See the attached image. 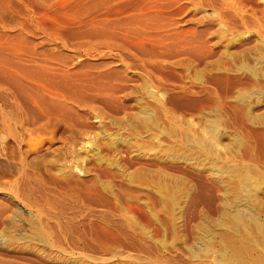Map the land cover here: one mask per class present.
Instances as JSON below:
<instances>
[{"label":"rangeland","instance_id":"374dc122","mask_svg":"<svg viewBox=\"0 0 264 264\" xmlns=\"http://www.w3.org/2000/svg\"><path fill=\"white\" fill-rule=\"evenodd\" d=\"M0 74V264L263 255L232 215L264 219V0H0Z\"/></svg>","mask_w":264,"mask_h":264},{"label":"bare ground","instance_id":"6f19581e","mask_svg":"<svg viewBox=\"0 0 264 264\" xmlns=\"http://www.w3.org/2000/svg\"><path fill=\"white\" fill-rule=\"evenodd\" d=\"M234 59V58H233ZM246 62V61H245ZM10 63V62H9ZM7 64V63H6ZM9 66V65H8ZM24 68V67H23ZM46 68V67H45ZM32 69H33V67H32ZM42 69V68H41ZM40 70V69H39ZM44 70V69H43ZM3 71V70H2ZM1 71V72H2ZM32 71V70H31ZM45 71V70H44ZM47 71V70H46ZM45 71V72H46ZM4 72H5V70H4ZM28 72V71H27ZM26 72V73H27ZM30 72V71H29ZM42 72V71H41ZM44 72V73H45ZM31 73V72H30ZM39 73V72H38ZM252 73V72H251ZM6 74V73H5ZM9 74V73H8ZM11 74H13V72L11 73ZM10 74V75H11ZM33 74H34V72H33ZM45 74H47V73H45ZM256 74V73H255ZM1 75V74H0ZM2 75H3V77H4V73H2ZM14 75V74H13ZM16 75V74H15ZM24 75V74H23ZM31 75V74H30ZM41 75H43V74H41ZM50 74H48L47 76H49ZM34 76V75H33ZM51 76H52V74H51ZM54 76V75H53ZM63 76V75H62ZM18 77V76H17ZM55 77V76H54ZM57 77V76H56ZM55 77V78H56ZM60 77V76H59ZM66 76H64L63 78H65ZM68 77V76H67ZM7 78V77H6ZM8 78H10V77H8ZM7 78V79H8ZM15 77L13 76V79H14ZM30 78V77H29ZM51 78V77H50ZM12 79V80H13ZM43 79V78H42ZM48 79V78H47ZM60 79V78H59ZM66 79V78H65ZM63 80V81H66V80ZM9 80V79H8ZM15 80H17L16 81V83H14L15 85L17 84V82L19 83V81H18V79L17 78H15L14 79V81ZM19 80H20V78H19ZM44 80V79H43ZM50 80V79H49ZM54 81L55 79H53V77H52V79L50 80V81ZM57 80H58V78H57ZM13 81V82H14ZM48 81V80H47ZM21 82V81H20ZM49 82V81H48ZM69 82V81H68ZM67 82V83H68ZM0 83H2V82H0ZM22 83V82H21ZM20 83V84H21ZM40 83V82H39ZM57 83V82H56ZM64 83V82H63ZM66 83V86H70L69 84H67ZM10 84H11V82H10ZM59 84H62V81L60 80V82H59ZM58 84V85H59ZM50 85V84H49ZM52 85V84H51ZM19 86V85H18ZM18 86H17V88H18ZM49 87V86H48ZM51 87V86H50ZM61 88V87H60ZM67 88H69V87H67ZM71 88H72V86H71ZM20 89V88H19ZM39 89V88H38ZM49 89V88H48ZM55 89H56V87H55ZM58 90H61V89H59V88H57ZM56 89V90H57ZM30 90V89H29ZM62 90H64L63 88H62ZM72 90H73V88H72ZM34 91V90H33ZM36 91V90H35ZM40 91V90H39ZM38 91V92H39ZM65 91V90H64ZM64 91H63V93H64ZM250 91V90H249ZM23 92H25V91H23ZM27 92V91H26ZM50 92V91H49ZM48 92V93H49ZM60 93L62 92V91H59ZM68 92V91H67ZM71 92V91H70ZM28 93H29V91H28ZM31 93H33V92H31ZM73 93V92H72ZM243 93V92H242ZM250 93V92H249ZM37 94V93H36ZM66 94V93H65ZM64 94V95H65ZM68 94V93H67ZM64 95H61V94H58V93H55V92H53V91H51L50 92V94H49V98H47L46 99V102H47V105L49 106V109H47V110H45L46 108H48V107H43L42 109H43V112H45V113H48V115L46 114V117L45 118H47L48 120H50V117H51V113H53V115L55 114V113H57L58 111H63V110H65V106H67L66 104H68V102H72V101H70V99H67L66 98V96H64ZM47 96V95H46ZM37 97V96H36ZM75 97V96H74ZM243 97H245V96H243ZM33 98V97H32ZM40 98V97H39ZM39 98L37 99V100H39ZM77 98V97H76ZM35 99V98H34ZM41 99V98H40ZM43 99H45L44 98V96H43V98H42V100ZM77 99H79V97L77 98ZM22 100V99H21ZM28 100V99H27ZM32 101V100H31ZM41 101V100H40ZM246 101V100H245ZM28 102V101H27ZM46 102H44V105L46 104ZM77 102V101H76ZM32 103V102H31ZM35 103V102H34ZM39 103H41V102H39ZM70 104V103H69ZM40 106H42L43 105V103L42 104H39ZM43 105V106H44ZM38 106V105H37ZM36 106V107H37ZM46 106V105H45ZM35 106H34V108H36ZM68 107V106H67ZM71 108V107H70ZM37 109H38V107H37ZM37 109H35L36 111H37ZM40 109V108H39ZM149 109V108H148ZM25 110V109H24ZM45 110V111H44ZM32 111V110H31ZM35 111V112H36ZM41 111V110H40ZM40 111H38V115L39 116H42V115H40ZM40 112V113H39ZM51 112V113H50ZM64 112V111H63ZM59 113V112H58ZM57 113V114H58ZM62 113V112H61ZM61 113H59V115L61 114ZM144 113V112H143ZM12 114H14V113H12ZM35 114V113H34ZM49 114H51V115H49ZM57 114H56V116L55 117H58L57 116ZM65 114V113H64ZM64 114H62V116L64 115ZM67 114V113H66ZM15 115V114H14ZM16 115H17V113H16ZM15 115V116H16ZM36 115V114H35ZM34 115V116H35ZM67 115H69V114H67ZM14 117V116H13ZM36 117V116H35ZM60 117V116H59ZM66 117V116H65ZM152 117V116H151ZM34 118V117H33ZM148 118V117H147ZM151 119V118H150ZM15 122H17L16 123V127H17V130H18V128H22L23 126L25 127V124H27V122H20V121H17V119L15 118ZM20 120V119H19ZM40 120V119H39ZM52 120V119H51ZM251 120V119H250ZM14 121V120H13ZM154 121V120H153ZM212 122V121H211ZM221 122V121H220ZM31 123V122H30ZM208 123V122H207ZM206 123V124H207ZM210 123V122H209ZM217 123V122H216ZM34 124V123H33ZM213 124V125H212ZM210 123V126L212 125L213 127L212 128H217V126H215L214 127V122L213 123ZM1 125V124H0ZM31 125V124H30ZM36 125V124H35ZM37 125H38V123H37ZM209 125V124H208ZM16 129V128H15ZM218 129V128H217ZM209 130H211V129H209ZM208 130V131H209ZM216 130V129H215ZM1 131V130H0ZM13 131V130H12ZM214 131V130H213ZM219 132V131H218ZM217 132V137H218V133ZM1 133V132H0ZM209 133H210V131H209ZM211 134V133H210ZM213 134V133H212ZM19 135V134H18ZM18 135H17V137H18ZM171 135V134H170ZM184 135V134H183ZM220 135V134H219ZM213 136V135H212ZM15 137H16V135H15ZM214 137H216V134L214 135ZM213 137V138H214ZM216 137V138H217ZM218 139V138H217ZM197 140V139H196ZM201 141V140H200ZM203 141V140H202ZM197 142V141H196ZM201 143V142H200ZM216 148V147H215ZM235 167V166H234ZM159 172V171H158ZM245 172V171H244ZM151 173V172H150ZM243 173V172H242ZM248 173V172H247ZM250 176V175H249ZM260 177V176H259ZM140 178H141V176H140ZM139 178V179H140ZM145 179V178H144ZM169 179V178H168ZM241 179V178H240ZM247 179V178H246ZM251 179H252V177H251ZM250 179V180H251ZM146 180V179H145ZM151 180V179H150ZM164 180V179H163ZM167 180V179H166ZM245 180V179H244ZM65 181V180H64ZM153 181V180H152ZM157 181V180H156ZM162 181V180H161ZM254 181V180H253ZM264 181V180H263ZM68 182V181H67ZM135 182V181H134ZM168 182H169V180H168ZM243 182V181H242ZM249 182H251V181H249ZM248 181H247V183H249ZM141 183H144V182H141ZM161 183V182H160ZM164 183V182H163ZM162 183V184H163ZM167 183V182H166ZM246 183V182H245ZM224 184V183H223ZM250 184V183H249ZM249 184H246L247 185V187H250V185ZM251 184H253V183H251ZM255 184V183H254ZM68 185V184H67ZM140 185V184H139ZM157 185V184H156ZM159 185V184H158ZM157 185V186H158ZM243 185H244V183H243ZM246 185H244L245 187H246ZM78 186V185H77ZM162 186V185H161ZM164 186V185H163ZM163 186H162V189H163ZM243 186V187H244ZM242 187V188H243ZM252 187V186H251ZM252 188H254V187H252ZM252 188H248L247 190H242L243 192H241V193H239L238 192V194L235 196V200H234V214H235V216L234 215H232L233 216V218L235 217V219H236V221H234L235 219H233V221H234V223L236 222V224H237V227L238 228H236V231H237V229H239V227H243L242 229L244 230V231H246V238L245 237H243V238H245V239H247V241L245 242L246 244H247V246H246V244H245V246L246 247H242V246H235V244H233V246H235L236 248H234L233 250H235V254L237 255V259H236V257H234V259L235 260H238V258L240 257V256H244V260H245V257L246 258H250L251 257V255L253 254L252 253V250L254 249L253 247H257V246H255L256 244L257 245H259L258 244V242L260 241V240H263L264 241V219L261 217V213H260V210L258 209V207L259 206H256L254 203H259V202H254L255 200H256V193H254L255 191L252 189ZM168 188H166V190H167ZM246 189V188H245ZM158 190V189H157ZM165 190V189H164ZM165 190V191H166ZM85 191V190H84ZM136 191V190H135ZM159 191H160V189H159ZM190 192V191H189ZM142 193V192H141ZM166 193H168V191H166ZM236 193V192H235ZM87 194V193H86ZM150 194V193H149ZM256 194V195H255ZM122 195V194H121ZM139 195V194H138ZM186 195H188V194H186ZM167 196V195H166ZM123 197V196H122ZM259 197V196H258ZM167 198H168V196H167ZM142 200V199H141ZM259 200V199H258ZM124 201V200H123ZM154 201V200H153ZM152 201V202H153ZM180 201V200H179ZM243 201H244V203H243ZM110 202V201H109ZM137 202V201H136ZM163 202V201H162ZM166 202V201H165ZM155 203V202H154ZM232 203V202H231ZM230 203V204H231ZM148 204V203H147ZM229 204V205H230ZM149 205V204H148ZM159 205V204H158ZM233 205V204H232ZM136 206V205H135ZM150 206V205H149ZM148 206V207H149ZM153 206H154V204H153ZM165 206V205H164ZM226 206V205H225ZM260 206H261V204H260ZM146 207H147V205H146ZM151 207V206H150ZM229 207V206H228ZM262 207V206H261ZM153 208V207H152ZM164 208V207H163ZM148 209V208H147ZM146 209V210H147ZM229 209V208H228ZM149 211H150V208L148 209ZM157 210V209H156ZM145 211V210H144ZM171 211V210H170ZM151 212H152V210H151ZM229 212V211H228ZM226 213L227 215L230 213ZM263 213H264V211H262ZM143 213V212H142ZM150 213V212H149ZM153 213V215H155L154 214V212H152ZM231 213H232V211H231ZM230 213V214H231ZM232 213V214H233ZM144 215V214H143ZM151 216H152V214H150ZM226 216V215H225ZM229 216V215H228ZM155 217H157L156 215H155ZM170 217V216H169ZM152 218H154L153 216H152ZM229 218H231V217H229ZM167 219V218H166ZM227 219V218H226ZM153 220V219H152ZM158 220V219H157ZM172 220V219H171ZM214 220V219H213ZM232 220V219H231ZM230 220V221H231ZM169 221V220H168ZM167 221V222H168ZM225 221V220H224ZM226 221H228V220H226ZM152 222V221H151ZM251 223H252V227H250L251 226ZM147 224V223H146ZM153 224V223H152ZM212 224V223H211ZM221 224V223H220ZM228 224H230L229 222H228ZM235 224V225H236ZM155 225V224H154ZM214 225H215V223H214ZM224 225V224H223ZM206 227H207V225H206ZM211 227V226H210ZM209 227V228H210ZM212 228V227H211ZM253 230V232H255L254 234L256 235H254L253 234V232H252V234L253 235H251V229ZM220 229V228H219ZM242 229H239V230H241L242 231ZM153 230V229H152ZM205 230H209V229H205ZM215 230V229H214ZM213 230V231H214ZM238 230V231H239ZM226 231V230H225ZM229 231V230H228ZM231 231V230H230ZM116 232V231H115ZM208 232V231H207ZM210 232H211V230H210ZM233 232V231H232ZM232 232H230V233H232ZM240 232V231H239ZM171 233V232H170ZM214 233H215V231H214ZM229 233V232H228ZM238 233V232H237ZM242 233V232H241ZM250 233V234H249ZM115 234V233H114ZM119 234V233H118ZM193 234V233H192ZM201 234V233H200ZM221 234H223V233H221ZM244 234V233H243ZM199 235V234H198ZM204 235V234H203ZM202 235V236H203ZM208 235V234H207ZM211 235V234H210ZM111 236V235H110ZM202 236H200V237H202ZM229 236V235H228ZM232 236V235H231ZM132 237V236H131ZM199 237V236H198ZM207 238H209L208 236H206ZM205 237V238H206ZM236 237V236H235ZM257 237V238H256ZM108 238V237H107ZM135 238V237H134ZM202 238H204V237H202ZM213 238V237H212ZM222 238H223V236H222ZM229 238V237H228ZM231 238V237H230ZM238 238V237H237ZM180 239V238H179ZM234 239V238H233ZM241 239V238H240ZM104 240V239H103ZM148 240V239H147ZM182 240V239H181ZM230 239H228V241H229ZM236 240V239H235ZM244 240V239H243ZM135 241V240H134ZM162 241V240H161ZM189 241V240H188ZM196 241V240H195ZM238 242H239V238H238V240H237ZM237 241H236V244H237ZM242 241V240H241ZM245 241V240H244ZM147 242V241H146ZM159 242V241H158ZM232 242H234V240L232 241ZM231 242V243H232ZM243 242V241H242ZM262 242V241H261ZM103 243V242H102ZM196 244H198V242H195ZM214 243V242H213ZM231 243H229V246L231 245ZM171 244V243H170ZM186 244V243H185ZM196 244L195 245H193V246H195V247H197L196 246ZM205 244V243H204ZM209 245H211V242L210 243H208ZM226 244H228V243H226ZM225 244V245H226ZM242 244H244V243H242ZM263 244V242L260 244V245H262ZM99 245V244H98ZM115 245V244H114ZM122 245V244H121ZM126 245V244H125ZM205 245H207V244H205ZM259 245V246H260ZM204 246V245H203ZM212 246V245H211ZM228 246V249L230 248ZM258 246V247H259ZM96 247V246H95ZM99 247V246H98ZM180 247V246H179ZM192 247V246H191ZM201 247H202V245L200 244V246L199 247H197V248H199V249H196V250H199L200 251V249H201ZM225 247V246H224ZM224 247H222V248H224ZM260 247H262V246H260ZM107 248V247H106ZM124 248V247H123ZM130 248V247H129ZM140 248V247H139ZM167 248V247H166ZM172 248V247H171ZM203 248V247H202ZM222 248H221V252H222V254H224V250L222 251ZM263 248V247H262ZM193 249V248H192ZM206 249V248H205ZM208 249H210V247L208 248ZM216 248H212V250H214L213 252L214 253H216V250H215ZM225 249H227V247L225 248ZM252 249V250H251ZM258 250H259V248H257ZM142 250V249H141ZM166 250V249H165ZM212 250H211V253H213L212 252ZM230 250V249H229ZM110 251V250H109ZM173 251V250H172ZM194 251V250H193ZM226 251H228V250H226ZM260 252L262 251V253L264 252L263 251V249L261 250V248H260V250H259ZM200 252H204L205 253V250L203 251V250H201ZM218 252V251H217ZM234 252V251H233ZM233 252H231V254L230 255H232V253ZM253 252H257V251H253ZM148 253V252H147ZM171 253V252H170ZM208 253V250H207V252L205 253L206 255H209V253ZM214 253H213V255H214ZM219 253V252H218ZM197 254V253H196ZM225 254H226V252H225ZM260 255H261V253H259ZM259 254H258V256H259ZM149 255V254H148ZM202 255V254H201ZM212 255V254H211ZM234 255V254H233ZM235 255V256H236ZM154 256V255H153ZM215 256V255H214ZM219 256V255H218ZM218 256H217V258H218ZM229 255L227 254V257H228ZM194 257V256H193ZM211 257V256H210ZM222 257H224V256H222ZM233 257V256H232ZM232 257H230V259H233ZM253 257H254V255H253ZM150 258V257H149ZM152 258V257H151ZM162 258V257H161ZM164 258V257H163ZM170 258V257H169ZM175 258V257H174ZM208 258V257H207ZM225 258V257H224ZM241 258V257H240ZM243 258V257H242ZM155 259V258H154ZM171 259H172V257H171ZM203 259V258H202ZM227 259V258H226ZM256 261V264H264V253H263V255H261V256H259V257H257V255H256V258H254ZM170 260V259H169ZM176 260V259H175ZM174 260V261H175ZM218 260H221L222 261V259H221V257H220V259H218ZM225 260V259H224ZM223 260V261H224ZM241 261H242V259H240ZM243 260V261H244ZM251 260V259H250ZM250 260L248 261V259H246V261H248V263L250 262ZM150 261V260H149ZM166 261V260H165ZM222 261V262H223ZM228 261H229V259H228ZM232 262H234L233 260H231ZM230 261V262H231ZM241 261H239L240 263H241ZM225 262V261H224ZM223 262V263H224ZM230 262H228V263H230ZM253 262V260L251 261V263ZM254 262V263H255ZM177 263V262H176ZM226 264H228L227 263V261L225 262ZM238 263V262H237ZM236 263V264H237ZM244 263V262H243ZM247 262H245V264H248ZM250 263V264H251ZM122 264V263H121ZM126 264H128V263H126ZM149 264V263H148ZM159 264V263H158ZM239 264V263H238ZM242 264V263H241Z\"/></svg>","mask_w":264,"mask_h":264}]
</instances>
